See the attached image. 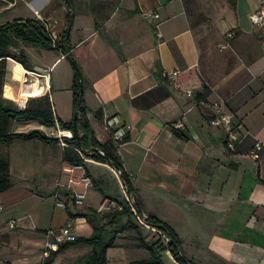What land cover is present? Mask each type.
I'll use <instances>...</instances> for the list:
<instances>
[{"label": "crops", "instance_id": "1", "mask_svg": "<svg viewBox=\"0 0 264 264\" xmlns=\"http://www.w3.org/2000/svg\"><path fill=\"white\" fill-rule=\"evenodd\" d=\"M64 2L0 1V25L39 19L60 36L68 7L71 19L63 44L79 67L89 127L103 143L110 139L102 127L103 117L119 120L127 140L117 144L116 153L142 214H153L167 224L180 240L183 256L195 264H264V35L249 21L251 12L264 9V0H234L233 6L227 0ZM17 4L26 11L22 18H1ZM146 12L158 17L147 18ZM17 44L12 50H23L22 43ZM42 50L45 56L54 52L57 57L47 67L29 64L30 70L48 72L40 79L42 91L48 94L54 114L70 121L71 65L57 51ZM172 72L177 74L171 76ZM158 86L167 90L165 98L148 108L131 105L133 98ZM186 89L191 95L185 94ZM6 93L14 103L17 87H7ZM54 97L66 100L68 110L57 111ZM220 101V111L230 116L236 136L233 149L226 146V129L209 123L217 115L213 103ZM180 119L183 128L173 129L172 123ZM29 129L47 135L56 128L34 120L16 122L13 131ZM14 141L9 147L0 145L12 181L11 188L0 193L3 206H9L0 213V263L12 264L10 258L16 255L22 257L17 264H29L34 252L15 254L21 245L18 234L44 242L45 230L57 229L54 200L40 226L41 208L35 207L50 196L42 194L52 191L58 180L75 194L92 187L69 185L71 177L83 173L61 172L59 143L28 145L18 155L11 147ZM257 142L261 147L255 151ZM64 210L60 227L70 222L76 237L88 236L91 230L84 218L70 217ZM30 215L32 221L23 224L24 216Z\"/></svg>", "mask_w": 264, "mask_h": 264}, {"label": "trees", "instance_id": "2", "mask_svg": "<svg viewBox=\"0 0 264 264\" xmlns=\"http://www.w3.org/2000/svg\"><path fill=\"white\" fill-rule=\"evenodd\" d=\"M0 1L13 2V0ZM164 1L167 2L170 0ZM227 1L230 6H233L234 0ZM70 17L71 13H67L66 28L63 34L59 36L58 41L59 48L64 52L68 51L64 47L63 41L64 34L70 23ZM18 41L24 44L55 50L51 45L48 30L39 19L18 20L0 25V145H8L14 140H37L44 144L59 143L56 137L48 136L39 130H30L25 133L14 132L12 126L16 122L25 123L35 120L48 128L57 126L58 129L70 130L72 133L71 138H62L65 143V146L61 147L62 161L70 166H80L84 169L86 177L89 178L91 182L92 189L96 191L102 199L114 201L117 207H119L118 209L108 211L101 217H98L97 213L90 208L84 213L77 212L75 214H68L70 217L84 218L91 232L88 236H78L72 242L60 244L56 251L50 252V257H54L69 247L85 245L90 247V250L85 255L77 258L76 264H105L106 251L108 248L114 246L116 235L124 231H133L136 234V246L145 249L148 253L145 259L138 260L135 264H165L162 256L166 251L169 252L176 264H195L183 256L180 240L175 232L167 224L150 213L145 215L146 218L144 222L150 228L164 234L169 242L166 247H164L161 236L157 232H155V235H157L156 240H147V233L151 231L139 224L136 220V216L141 217L143 214L135 198V193L129 177L122 170L121 162L116 153V146L120 142H114L108 139L103 143H99L93 137L86 118L87 109L83 104L81 92L79 91L81 84L79 67L69 57L68 53L65 57L69 60L73 72L70 91L72 118L74 122L73 119L64 122L54 114L47 93L29 99L26 106L22 109L14 105L12 96L9 95L6 97L4 95V90L5 94L8 95V93H6L7 87H11L12 89V86H15L18 89L20 79L19 65L30 70V65L23 50L19 49L17 52L12 51V48H14ZM11 69L14 70L12 77L10 75ZM158 69V65L156 64V71H158ZM202 88L203 91L206 90L205 85H203ZM167 95V90L158 86L133 98L130 103L135 108H148ZM16 97L17 95L15 99ZM94 115L98 120L102 119L99 111H95ZM125 140H127V137L124 135L122 141ZM98 151L102 152V155L99 154ZM87 160L121 170L120 181L126 187L136 216L132 213L121 191H119L118 181L114 178L110 170L107 168L106 173L93 178L87 172ZM11 186L12 182L10 180L8 158L0 154V193L10 189ZM122 218H125V220L122 221ZM143 231H145V233H143ZM49 261L50 259H47L46 263Z\"/></svg>", "mask_w": 264, "mask_h": 264}, {"label": "rangeland", "instance_id": "3", "mask_svg": "<svg viewBox=\"0 0 264 264\" xmlns=\"http://www.w3.org/2000/svg\"><path fill=\"white\" fill-rule=\"evenodd\" d=\"M65 4L64 0H62ZM69 13L68 7L65 8V14ZM26 11L24 10L22 4H17L15 7L10 9L8 12H6L4 15L1 16V18L8 19V18H22L21 16L25 15ZM229 39V38H228ZM18 43V42H17ZM14 46V48H18L20 44H17ZM22 48L24 50V53L28 59L29 64L34 66H40L41 68L47 67L52 63V59L57 57V54L52 52L50 56H45L42 54L44 50L40 46H35L31 44H23ZM13 51V50H12ZM15 52V51H13ZM216 52V51H215ZM63 63V62H62ZM62 64H60L61 66ZM59 68H56L55 70L51 71L50 75L54 76L56 70ZM14 70H10L11 77L13 76ZM42 80V79H41ZM19 85V84H18ZM53 104L56 108V110L67 111L68 105L66 100L64 101L62 97H59L58 99L53 100ZM14 129V125L12 126ZM31 130V129H29ZM28 131V130H27ZM51 132H47V135H50ZM36 143H40L37 140H31V141H22V140H15L12 143L13 149H16V153L24 154L26 152V148L28 145H36ZM42 145V144H41ZM1 147H9L8 145H1ZM6 149V148H5ZM7 156V154H4ZM67 164L63 163V166L61 167V172L65 173L63 168L67 167ZM15 170V169H14ZM83 173V177H86L85 170L81 169ZM87 172L89 175L93 178L98 177L99 175H102L107 172V168L105 165L98 164L92 161H87ZM13 175L15 173H12ZM12 175V176H13ZM75 179H78L80 177H74ZM13 179V177H12ZM11 180V177H10ZM12 182V181H11ZM90 184V182H89ZM67 185V184H66ZM66 185L61 184V182L58 180L56 182V185L54 186L52 191H46L42 195H50L45 196L42 198V200H39V202L36 204V209L41 208V220H40V226L44 225L46 220L48 219V215L50 210L52 209L53 200L55 205L61 203L65 209H68L70 214H72L73 211L75 212H87V209H93L98 217H101L105 215L108 211L112 209H107L108 200H104L101 198V196L95 192L92 188H88V190L84 193H76V194H84V198L82 200L81 204L75 203V193H73L71 190L67 188ZM89 187V185L87 186ZM120 191V189H119ZM66 192V194L64 193ZM117 193V192H116ZM115 194V193H114ZM53 198V199H52ZM89 203H88V202ZM36 203V202H35ZM34 204V203H33ZM116 204V203H115ZM0 206L1 210L0 213L3 211H6L9 209V206H3V202L0 200ZM117 206V204H116ZM63 207H55L54 210V218H53V224L57 226L56 228L60 227L62 222L65 218V210ZM24 220L22 221L23 224H29L30 221H32V215L30 216H24ZM125 218H122V221H124ZM102 222V221H101ZM7 226V225H6ZM150 233H147V240H156L157 235H155V232L150 230ZM13 232V231H11ZM145 233V231H143ZM18 240L20 241L21 245L19 250H15V254H22L25 252H34L36 257L32 258L31 262L29 264H76V259L85 255L89 252L90 247L85 245H76L69 247L62 251L61 253L55 255L54 257H50V253L47 256H43V241L41 238H37L35 240L31 239V237L27 236L24 233L18 234ZM136 234L133 231H124L121 233H118L116 235L115 244L114 246L110 247L106 251V262L105 264H135L136 261L145 259L148 256V253L145 249L138 248L136 246ZM35 246V247H34ZM163 261L165 264H174L166 254L162 256ZM11 259L12 264H17V262H21L22 257H16L14 255ZM47 259L50 261L46 263ZM0 264H6V263H0Z\"/></svg>", "mask_w": 264, "mask_h": 264}, {"label": "built area", "instance_id": "4", "mask_svg": "<svg viewBox=\"0 0 264 264\" xmlns=\"http://www.w3.org/2000/svg\"><path fill=\"white\" fill-rule=\"evenodd\" d=\"M260 1H263V0H260ZM69 13H70V10H69ZM145 16L147 18H152V19H156L158 17L156 14H153L151 12H146ZM249 21L251 25L257 28L260 31V33L264 35V9L263 8L260 7L256 9L255 11L251 12L249 15ZM48 33L51 39L52 47L55 49V51H57L60 54V57H65L67 52L62 51L61 48H59L58 46L59 36L51 31H48ZM227 37H230L229 33L227 34ZM19 69H20V79H19V85H18V93H17V97H16L14 104L17 108L22 109L26 106V103L29 99L35 98L34 94L32 93V90L35 84H39V87H40V92L38 96L45 94L42 91L43 85H41L40 79H44L46 75L48 77V72L47 71L38 72L35 70H27L21 65H19ZM176 74L177 72H172L170 75L175 76ZM184 92L187 95H191V90L189 89H186ZM222 104H223V101L213 103V107L216 110L217 115L216 117L211 119L209 123L212 126L223 127L224 129H226V132H227L226 146L229 149H233L234 147L233 141L236 139V136L234 135V133L231 131V128H230V125H231L230 116L220 111ZM171 126L173 129L180 130L183 128L184 125H183V121L180 119L172 123ZM102 127L104 131L109 133L110 139L112 141L114 142L122 141V138L124 137L125 132L123 128L119 125V120L115 116H111V117L104 116L102 119ZM55 128L56 129L54 130V132H51L50 134L51 136L56 137L59 141V144L63 147L65 146V143L63 142L62 138H71L72 133L68 129H58L57 126ZM260 147L261 145L259 142L255 143L254 145L255 151L259 150ZM98 153L102 155V152L98 151ZM253 155L254 157H256L255 152H253ZM105 166L110 170L114 178L118 181L121 194L123 195L124 199L128 203L132 213L136 216L134 208L131 207V201L127 194L126 187L120 181L121 170L109 167L108 165H105ZM80 168H81L80 166L68 165L67 167L63 168V170L67 173H71L73 169H80ZM89 182H90L89 178L83 177V176L78 179H75L73 177L69 179V185L82 183L85 187H87L88 185L91 186V182L90 184ZM75 197H76L75 203L81 204L84 198V194H75ZM107 203H108L107 209H118L119 208L116 206L114 201L108 200ZM56 206L63 207L61 203L56 204ZM145 218H146L145 215H142L141 217L136 216V220L139 224H141L147 229H150L160 234L162 243L164 247H166V245L169 242L168 238L161 232L147 226L146 223L144 222ZM8 226L9 228L14 227V222L10 220L8 222ZM44 236H45V240L43 243V252H42L43 256H47L50 252L56 251V249L58 248L60 244L65 243V242H72L76 238V235L74 234V231H73V226L70 222L65 223L63 226L57 229H52V228L46 229L44 232ZM165 254L174 264H176L174 260L172 259V257L170 256L168 251H166Z\"/></svg>", "mask_w": 264, "mask_h": 264}, {"label": "bare ground", "instance_id": "5", "mask_svg": "<svg viewBox=\"0 0 264 264\" xmlns=\"http://www.w3.org/2000/svg\"><path fill=\"white\" fill-rule=\"evenodd\" d=\"M44 78H47V75L44 77ZM39 92H40V87H39V84H35L33 90H32V93L34 94V96H38L39 95Z\"/></svg>", "mask_w": 264, "mask_h": 264}, {"label": "water", "instance_id": "6", "mask_svg": "<svg viewBox=\"0 0 264 264\" xmlns=\"http://www.w3.org/2000/svg\"><path fill=\"white\" fill-rule=\"evenodd\" d=\"M79 91L81 92V84H80ZM73 122H74V119H73ZM131 207L133 208L132 204H131Z\"/></svg>", "mask_w": 264, "mask_h": 264}]
</instances>
